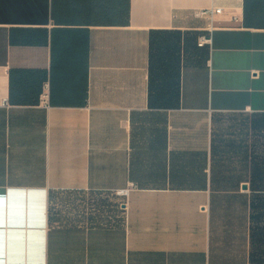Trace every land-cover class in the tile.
Instances as JSON below:
<instances>
[{"label": "crops", "instance_id": "crops-1", "mask_svg": "<svg viewBox=\"0 0 264 264\" xmlns=\"http://www.w3.org/2000/svg\"><path fill=\"white\" fill-rule=\"evenodd\" d=\"M0 264H264V0H0Z\"/></svg>", "mask_w": 264, "mask_h": 264}, {"label": "rangeland", "instance_id": "rangeland-1", "mask_svg": "<svg viewBox=\"0 0 264 264\" xmlns=\"http://www.w3.org/2000/svg\"><path fill=\"white\" fill-rule=\"evenodd\" d=\"M105 198L101 201H103L104 204H101L102 206H96V211L100 210V213H102L104 211L107 212V208L111 207V205H115L114 203H116V205L118 204L117 199L115 200L113 197H107L104 196ZM91 201L92 198L90 197H81L78 198L77 201L75 202H69L68 201H62V200H56L53 201L52 204V213L53 215H58L59 220H69L73 218V215L75 212L78 213H83V211H86L87 209H89V211H94L95 206L91 207ZM116 201V202H115ZM67 202V203H66ZM106 202H108L109 204H106ZM101 208V209H100ZM94 211L96 214L98 212ZM100 216V214H99Z\"/></svg>", "mask_w": 264, "mask_h": 264}, {"label": "built area", "instance_id": "built-area-1", "mask_svg": "<svg viewBox=\"0 0 264 264\" xmlns=\"http://www.w3.org/2000/svg\"><path fill=\"white\" fill-rule=\"evenodd\" d=\"M219 13H221V10H216V11L203 10V11L198 12L196 14V17L206 19V20H212L213 16L216 14H219ZM211 44H212V38L210 36H202L199 39L198 47L203 48V47H205L207 45H211ZM116 194H117V196H119L121 198H125L128 194V191L122 190V191H118Z\"/></svg>", "mask_w": 264, "mask_h": 264}]
</instances>
